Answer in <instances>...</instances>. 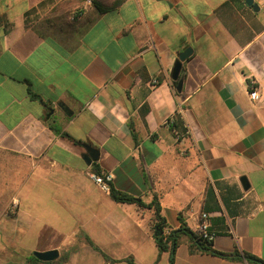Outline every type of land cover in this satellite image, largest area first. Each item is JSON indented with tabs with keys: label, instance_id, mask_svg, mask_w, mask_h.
I'll return each mask as SVG.
<instances>
[{
	"label": "crops",
	"instance_id": "crops-1",
	"mask_svg": "<svg viewBox=\"0 0 264 264\" xmlns=\"http://www.w3.org/2000/svg\"><path fill=\"white\" fill-rule=\"evenodd\" d=\"M253 2L0 0V264L49 249L61 264L264 261V0ZM188 47L178 93L171 70ZM85 144L99 151L90 164ZM97 170L136 201L113 200ZM153 199L166 231L181 217L198 234L206 212L225 255L187 237L159 254L154 209L138 204Z\"/></svg>",
	"mask_w": 264,
	"mask_h": 264
},
{
	"label": "trees",
	"instance_id": "trees-1",
	"mask_svg": "<svg viewBox=\"0 0 264 264\" xmlns=\"http://www.w3.org/2000/svg\"><path fill=\"white\" fill-rule=\"evenodd\" d=\"M173 86L175 87L176 81H172ZM183 119L181 117L180 112H175L172 118V123L169 125L170 129L175 134L176 132L178 134L183 135L186 131V127L183 124ZM97 174L103 175L104 173H100L98 170L96 171ZM109 194L111 198L117 202H135L136 199L122 191H119L115 188L110 187ZM208 194H211V190H208ZM139 205L145 206V207H153L154 209V239L158 248L159 254L171 250V253L173 255L174 248L178 245L180 240L183 237H187L190 243V247L192 251H201V252H209L211 254L215 255H225L221 252L215 250L212 248V241H207L202 239L198 234H194L186 225V223L180 219V227L176 230H169L166 231V221L165 218L161 216L160 214V206L156 199H153L150 203L145 204L142 200L138 202ZM227 257L232 258H243L248 264H264V261L257 258L256 256L249 254V253H243L240 254L238 252H233L231 254L225 255ZM28 261L30 264H61L58 261H40L35 256L31 255L28 258ZM127 261L131 264H134L133 260L131 258H127ZM172 261V259H171Z\"/></svg>",
	"mask_w": 264,
	"mask_h": 264
},
{
	"label": "water",
	"instance_id": "water-1",
	"mask_svg": "<svg viewBox=\"0 0 264 264\" xmlns=\"http://www.w3.org/2000/svg\"><path fill=\"white\" fill-rule=\"evenodd\" d=\"M246 3L248 5H251L255 10L258 9L257 5L253 2V0H246ZM191 48H186L183 50L181 53L178 55V59L173 65V68L171 70V78L176 81L175 85V90L180 93L182 90V85H183V77L180 75V70L182 67V62L190 55L191 53ZM86 148V153L83 154V159L87 164H90V162L93 160H97L98 153L99 151L95 148H93L91 145H84ZM241 183L245 189H247L248 185L245 180V178H241ZM33 255L41 261H52L55 260L58 256L59 253L56 249H49L45 251H35L33 252Z\"/></svg>",
	"mask_w": 264,
	"mask_h": 264
},
{
	"label": "built area",
	"instance_id": "built-area-1",
	"mask_svg": "<svg viewBox=\"0 0 264 264\" xmlns=\"http://www.w3.org/2000/svg\"><path fill=\"white\" fill-rule=\"evenodd\" d=\"M156 81H152L154 84ZM248 95L251 100L255 101L259 98L257 90L253 86H249L248 88ZM172 123V118L169 120V125ZM185 134H187V130L185 131ZM182 135L175 133L176 138H180ZM90 177L94 181L95 184H97L103 191H109L110 189V182L113 178V175L111 173H105L103 175L101 174H90ZM198 235L207 241H213L215 237L214 231L211 230V224L209 221V216L206 212H202L199 215L198 220Z\"/></svg>",
	"mask_w": 264,
	"mask_h": 264
}]
</instances>
